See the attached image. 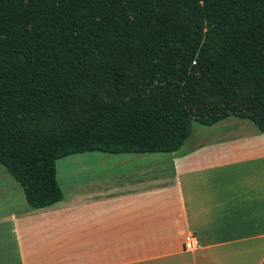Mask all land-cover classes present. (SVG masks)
I'll return each mask as SVG.
<instances>
[{
    "label": "trees",
    "instance_id": "obj_1",
    "mask_svg": "<svg viewBox=\"0 0 264 264\" xmlns=\"http://www.w3.org/2000/svg\"><path fill=\"white\" fill-rule=\"evenodd\" d=\"M227 117L264 134V0H0V165L29 206L62 199L59 158Z\"/></svg>",
    "mask_w": 264,
    "mask_h": 264
},
{
    "label": "crops",
    "instance_id": "obj_2",
    "mask_svg": "<svg viewBox=\"0 0 264 264\" xmlns=\"http://www.w3.org/2000/svg\"><path fill=\"white\" fill-rule=\"evenodd\" d=\"M191 133L173 152H104L102 178L69 170L43 208L2 178L0 264H264V134L236 117Z\"/></svg>",
    "mask_w": 264,
    "mask_h": 264
},
{
    "label": "rangeland",
    "instance_id": "obj_3",
    "mask_svg": "<svg viewBox=\"0 0 264 264\" xmlns=\"http://www.w3.org/2000/svg\"><path fill=\"white\" fill-rule=\"evenodd\" d=\"M237 118V117H236ZM247 120V119H246ZM250 123H252L250 120H247ZM200 126H205L201 123L198 122H193L191 131L193 134L194 131L198 130ZM207 126V125H206ZM102 155H105L104 152H82V153H75V154H70L68 156L62 157L57 159L56 161V169H57V174H56V179L61 187V190L63 192L64 197L67 196L66 192L68 190V185L70 183V178L66 174L69 172V170H74V174L76 176V179L80 182L82 180L83 176L87 178V171L85 173L81 172L82 168H88L90 169L89 171L95 176V178H102L104 175V171L107 169L111 168L109 165L104 164L101 162L98 158ZM82 157H86L87 161L83 163L81 160ZM71 163H68V162ZM84 164V165H83ZM0 170L4 171L5 175L4 177L0 176V182L3 180L2 178L8 179L10 183L15 184L16 187L19 189L20 186L19 184L8 174L7 170L5 169L4 166L0 165ZM66 190V192H65Z\"/></svg>",
    "mask_w": 264,
    "mask_h": 264
},
{
    "label": "built area",
    "instance_id": "obj_4",
    "mask_svg": "<svg viewBox=\"0 0 264 264\" xmlns=\"http://www.w3.org/2000/svg\"><path fill=\"white\" fill-rule=\"evenodd\" d=\"M200 247L198 237L193 233H187L183 238V249L193 251Z\"/></svg>",
    "mask_w": 264,
    "mask_h": 264
}]
</instances>
